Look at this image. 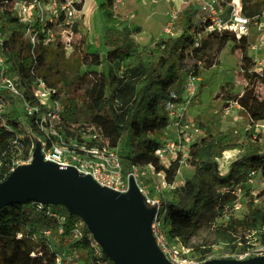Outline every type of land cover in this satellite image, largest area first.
<instances>
[{
    "label": "trees",
    "instance_id": "1",
    "mask_svg": "<svg viewBox=\"0 0 264 264\" xmlns=\"http://www.w3.org/2000/svg\"><path fill=\"white\" fill-rule=\"evenodd\" d=\"M112 4V0H105L101 4L103 13L109 18H112ZM0 6V28L7 32L3 55L9 63L10 72H17L28 90L34 77L43 78L55 89V95L65 105L68 117L77 108L81 110L83 121L93 123L108 144L117 147L124 177L133 172V167L139 174L148 163H153L156 170H163L167 180L172 182L176 163L164 167L153 155L162 144L163 130L169 124L165 104L172 99L171 91L177 93L182 78L185 79L187 74L192 72L197 75L210 39L215 40L216 56L229 42L241 52H246L249 46L246 37L237 39L228 31L208 33L195 46L197 32L201 30L192 21L193 9L182 6L176 18L179 31L173 36L159 38L150 51L151 57L137 59L134 65L126 66L119 74L94 70L83 73L80 72L81 67L89 69L105 63L122 62L132 55L136 42L124 20H113L114 24L104 30L101 49L89 51L85 36H80L75 39L71 52L65 58L63 46L55 44L38 45L31 54L22 25L9 10L7 2L0 1ZM242 9L256 20L264 11V0H242ZM237 73L245 82L243 93L231 94L220 86L217 106L236 103L253 125L264 118V97H259L253 90L256 83L264 85V68L255 70L253 61L247 56L242 59ZM180 99L174 98L176 101ZM213 121L214 116H209L200 125L205 137L199 143L190 145L187 161L193 169L192 175L172 189L157 192L151 188L158 193L154 195L149 191L151 197L158 198L165 206V234L169 240L178 237L187 241L196 233L200 220L212 223L221 216L227 217V220L216 230L221 238L229 241L241 231L244 235L264 225V209L252 207L248 212L234 217L235 197L219 191L221 186L231 182H244L249 170L259 173L264 181V143L258 137L248 136L232 144L231 147L241 154L222 174L218 171L216 159L230 146L226 143L225 135L209 132ZM8 122L17 124L14 118L8 119ZM17 139L22 140L27 151L31 137ZM12 141L13 132L0 126V181L9 174L15 157L16 147ZM151 181L152 178L148 176L144 183L152 186ZM250 199L253 200L252 197ZM249 203L250 207L252 202ZM48 210L65 215V221L60 224L47 214ZM77 219L61 205L26 202L1 207L0 264H54V253L68 247L77 249V257L82 264H96L99 258L114 264L103 252L94 254L92 237L84 224L83 237L71 240V230ZM60 226L62 233L58 232ZM44 228H50V240L42 235ZM261 241L264 242V236H261ZM201 251L207 253L209 249Z\"/></svg>",
    "mask_w": 264,
    "mask_h": 264
},
{
    "label": "built area",
    "instance_id": "2",
    "mask_svg": "<svg viewBox=\"0 0 264 264\" xmlns=\"http://www.w3.org/2000/svg\"><path fill=\"white\" fill-rule=\"evenodd\" d=\"M7 2L8 8L16 16L22 25V33L30 45V52L34 54L38 45L55 44L71 52L74 37L78 33V21L83 17V8L86 0H0ZM124 0H112V18L119 22L123 18L116 13V8L123 4ZM169 7L166 9L167 20L163 25L165 36L175 35L174 29L178 11L182 6L193 9V23L200 28L197 32L195 46L200 43V38L208 33H220L228 31L237 39L249 35L250 28L256 20L243 12L242 0H165ZM2 7L0 6V12ZM77 30V31H76ZM7 39V32L0 28V126L13 132V141L16 152L9 168L11 172L16 165L29 163L32 159L34 138L39 140L40 151L43 159L57 163L61 166H72L79 173L90 175L100 186L108 187L119 192L128 189V176L135 177L140 192L143 193L149 204L156 206L151 222V230L157 246L164 256L173 264H199L212 258L246 259L252 256L264 254V225L259 229L246 232L242 241V251L216 255L205 253L203 256L190 255L191 248L185 246L182 240L176 237L169 240L165 234V206L158 198L151 197L146 190L145 179L152 178V188L157 192L172 189L173 182H169L163 170H156L153 163H148L144 171L137 174L136 168L126 177L122 174L121 158L117 147L108 144L103 134L93 123L68 121L64 118L65 105L55 95V89L50 87L43 78L36 76L30 84L29 90L21 82L19 74L9 70V63L3 55V43ZM74 40V41H73ZM253 52V66L259 71L264 68V36L259 37L249 45ZM262 50L260 58L255 54ZM197 75L192 72L185 77L184 88L181 94L171 91V100L165 104L168 113V126L181 128L183 131L187 124L183 119V113L189 100L196 91ZM28 90L25 93V90ZM29 96V97H28ZM181 97L176 101L174 98ZM236 104V103H235ZM239 107V106H238ZM19 110L23 118L19 116ZM14 118L17 122L13 125L8 119ZM27 119V121H26ZM261 122V121H260ZM260 122L253 127L260 126ZM167 128V127H166ZM185 132L183 138L180 135L175 140H162V144L154 151V157L158 163L168 167L176 163L173 170L179 171L181 164H188L190 144L188 140L191 134ZM31 137V145L25 150L22 140L17 138ZM255 138V134H252ZM254 170H249L244 182H231L221 186L219 191L235 197L236 203L233 211L240 206L242 184L252 182ZM140 176V180H138ZM183 182V181H182ZM180 182V184H182ZM262 192L264 193V181ZM47 214L55 218L60 224L65 221V215L55 211H47ZM83 221L78 217L71 230V240L83 237ZM62 233V226L58 228ZM91 237L92 235L88 233ZM42 235L50 240V228H44ZM91 246L95 255H100L101 248L92 237ZM76 248L68 247L57 250L54 253V264H82L78 259ZM96 264H110L107 259L99 258Z\"/></svg>",
    "mask_w": 264,
    "mask_h": 264
},
{
    "label": "rangeland",
    "instance_id": "3",
    "mask_svg": "<svg viewBox=\"0 0 264 264\" xmlns=\"http://www.w3.org/2000/svg\"><path fill=\"white\" fill-rule=\"evenodd\" d=\"M104 2L105 0H86L83 8V17L78 21V33L74 37V40L80 36H85L89 51L101 49V35L107 27L114 24V19L109 18L102 11L101 4ZM158 4H161L164 10V13L160 15L157 13L154 14ZM168 7L169 2L167 4L165 0H124L123 4L116 8V13L128 24L132 37L136 42L132 55L122 62L105 63L103 66H93L89 69L81 67L80 72L85 73L89 70H94L96 72L103 71L106 74H119L126 66L134 65L137 59L151 57L150 51L153 44L159 38L165 36L163 25L167 19L165 10ZM173 31L175 34L179 31L177 24ZM262 36H264V11L257 17L256 22L250 28L249 35L247 36L249 45L253 44ZM214 43L215 40L210 39L204 49V56L197 71L198 80L195 84L196 91L194 96L189 100L183 113V119L185 124H187V128L185 131L175 126L165 128L163 130L162 140H175L178 135L183 138V134L189 132L188 134L191 135L188 143L190 145L199 143L205 137V133L201 130L200 125L209 116H214V121L208 128L209 132L216 135H225L227 137L226 143L230 146V148L222 153L221 157L216 159L218 171L223 174L227 171L228 165L233 159L238 154H241L236 148L231 147L232 144L240 142L248 136H252V134H255V137H258L259 141L264 143V128L259 125L253 127L240 107L234 102H230L223 107L217 106L219 102L217 94L220 86L231 94L240 95L243 93L245 82L237 71L244 57L248 56L252 61L254 55L250 46H248L246 52H241L238 48L234 47L232 42H229L221 53L216 56ZM209 46L211 48H208ZM62 49L66 58L70 51L63 47ZM255 54L260 58L263 52L260 50ZM184 82L185 79L182 78V83L178 88L177 94H181L183 91ZM253 90L259 97H264V85L256 83L253 86ZM18 113L23 118L22 111L19 110ZM63 116L66 120L75 122L76 124L83 122L84 118L83 113L78 108L70 117L66 115V112L63 113ZM260 124L264 125V118ZM187 163L181 164L179 171L174 172V175H172L174 186L179 185L180 182L192 175L193 169L188 161ZM259 175V173L255 174L252 182L243 184L240 206L237 210L233 211L234 217H239L243 213L248 212L250 210L249 208L252 207L264 209V193L261 191L263 184ZM138 180H140V176H138ZM151 188V185L147 186L146 190L148 193L150 191L152 195L158 194L157 192H153ZM164 194L165 196L168 195L167 192ZM249 201L252 202L250 207ZM226 220L227 217L222 216L216 218L212 223L200 220L196 233L187 241L182 240L185 246L187 245L191 248L190 255L198 257L206 253L201 251L204 248L209 249L207 253L216 255L242 251L244 248L242 239L245 237L242 231L230 241L218 235L216 227L224 224L223 222Z\"/></svg>",
    "mask_w": 264,
    "mask_h": 264
},
{
    "label": "water",
    "instance_id": "4",
    "mask_svg": "<svg viewBox=\"0 0 264 264\" xmlns=\"http://www.w3.org/2000/svg\"><path fill=\"white\" fill-rule=\"evenodd\" d=\"M26 202L61 205L79 217L114 264H173L157 246L151 230L156 206L146 201L132 174L125 192L100 186L72 166L44 160L39 140L34 138L31 161L16 165L0 181V208ZM199 264H264V254L212 258Z\"/></svg>",
    "mask_w": 264,
    "mask_h": 264
},
{
    "label": "crops",
    "instance_id": "5",
    "mask_svg": "<svg viewBox=\"0 0 264 264\" xmlns=\"http://www.w3.org/2000/svg\"><path fill=\"white\" fill-rule=\"evenodd\" d=\"M158 14V15H160L161 13H164V10H163V7H162V5L161 4H158L157 6H156V9H155V12H154V14ZM165 15H166V10H165ZM170 126H167V128H169ZM166 128V129H167Z\"/></svg>",
    "mask_w": 264,
    "mask_h": 264
}]
</instances>
